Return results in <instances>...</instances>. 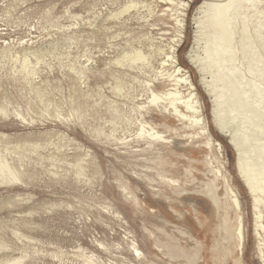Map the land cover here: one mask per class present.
Here are the masks:
<instances>
[{
	"label": "rangeland",
	"instance_id": "1",
	"mask_svg": "<svg viewBox=\"0 0 264 264\" xmlns=\"http://www.w3.org/2000/svg\"><path fill=\"white\" fill-rule=\"evenodd\" d=\"M165 1L0 0V264H264V193L230 145L263 143L264 0L235 3L221 62L218 2ZM167 57L202 125L166 100L190 94ZM220 96L243 105L224 131Z\"/></svg>",
	"mask_w": 264,
	"mask_h": 264
},
{
	"label": "bare ground",
	"instance_id": "2",
	"mask_svg": "<svg viewBox=\"0 0 264 264\" xmlns=\"http://www.w3.org/2000/svg\"><path fill=\"white\" fill-rule=\"evenodd\" d=\"M170 1V0H169ZM218 3L215 4H207V2H204L201 6L200 9L204 6V15H207L209 13H212V19L210 22V26L214 29L213 34L211 36V39L214 40H219L221 43L215 48L214 53L217 58L214 60V58L211 60L213 62H221L224 60L223 53L225 55V46L229 43L230 41V35L231 30L228 26V20L230 19L232 12L235 8V3L238 1L242 0H216ZM244 1H249V0H244ZM165 3H169L167 0ZM181 7H184V4H180ZM128 8L125 9L127 11ZM205 17V16H204ZM199 25H201L200 20H198ZM181 22L178 21L177 25L179 28L181 27ZM206 52V51H205ZM212 54V53H210ZM167 61H170L171 65L174 67V74H175V79H173V82L176 85H182L184 87H187V89L190 91L189 97L188 98H182L178 93H167L165 94L166 100H171L170 104L173 107L174 105H181L183 106L187 112L190 114L189 116L182 114L180 112H177L176 107L174 108L175 113H177V117L180 120H192L193 123L196 125H202V119L199 117V111L197 107V102L195 101L196 95L192 93L193 86L188 80V77L186 75H182L183 71L182 69L177 65L175 61V57H167ZM230 67V66H229ZM231 68V67H230ZM234 69L226 70V73H231ZM180 78H176L178 75H180ZM234 75V74H233ZM235 79H238L235 75L233 76ZM212 92L208 91V94H211ZM218 94V92H217ZM219 95V94H218ZM212 96V95H211ZM215 96V95H214ZM217 96V95H216ZM164 98V97H163ZM222 97H213L212 98V116H213V121L216 127H218L220 130L224 131L225 128H227V124L224 122H221L220 119V114L228 112L229 114H233L234 111H238L239 109L243 108V105H241V98L238 97V99H230L229 103L234 106H231L230 108L221 109V99ZM155 100V98H154ZM225 103V101H223ZM259 103H262L263 100L259 99ZM171 107V108H172ZM240 107V108H237ZM237 108V109H236ZM264 110V106H262ZM222 115V114H221ZM258 119V118H256ZM260 120H264V111L263 114L259 116ZM258 119V121H259ZM260 128V126H258ZM204 131V129H203ZM250 132V130H243L242 133L247 137V134ZM237 133V132H235ZM204 134V132H203ZM229 136V135H228ZM232 136V135H231ZM238 137V136H237ZM263 142V143H261ZM257 143H261L255 148V151L257 152L256 155H251V150L250 148H247L246 146V139H242L240 137L235 138L233 135L232 138H230V145L235 149L236 153V167L238 171V175L241 179V182L245 186V188L249 191V193L253 196L255 199V203H259L260 200L257 199L256 194L261 192L264 193V158L260 159L259 158V153L264 155V136L260 137L257 139ZM215 145L218 147L220 146L218 143H215ZM256 159H254V158ZM255 160V162H258V167L255 172H252L250 169L251 161ZM254 165V163L252 164ZM13 180H17L16 178H13ZM231 191V190H230ZM231 196L233 199V204L236 209L239 210V204L236 196L233 195L231 192ZM264 205V202L262 203ZM259 219V217H258ZM262 228V226L260 227ZM234 234V233H233ZM236 236L238 237V244L241 245V248L239 250L242 251V233H241V224H239L237 230H236ZM239 247V246H238ZM238 249V248H237ZM240 251V252H241Z\"/></svg>",
	"mask_w": 264,
	"mask_h": 264
}]
</instances>
